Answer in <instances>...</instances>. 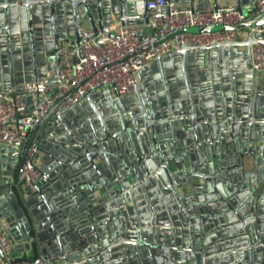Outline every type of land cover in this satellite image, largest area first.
Here are the masks:
<instances>
[{
  "label": "water",
  "instance_id": "obj_1",
  "mask_svg": "<svg viewBox=\"0 0 264 264\" xmlns=\"http://www.w3.org/2000/svg\"><path fill=\"white\" fill-rule=\"evenodd\" d=\"M150 1L0 0V97L44 79L60 41H85L82 27L98 42L115 22L146 32ZM234 1L243 11L257 0ZM252 25L264 13L230 29ZM253 42L182 46L143 68L152 78L133 95L89 92L55 114L63 98L23 152L0 142V221L14 240L20 231L22 250L56 264H264V91ZM34 143L43 178L21 188Z\"/></svg>",
  "mask_w": 264,
  "mask_h": 264
},
{
  "label": "built area",
  "instance_id": "obj_2",
  "mask_svg": "<svg viewBox=\"0 0 264 264\" xmlns=\"http://www.w3.org/2000/svg\"><path fill=\"white\" fill-rule=\"evenodd\" d=\"M146 7L152 14L146 24V32L141 26H124L115 22L100 34L101 42L96 40L92 30L85 27L81 28V37L85 41L80 45L68 40L60 41L54 70L47 71L44 79L23 83L22 92L16 97L8 94L0 97V142H19L23 152L29 133L57 101L64 98L55 114L62 108L73 106L89 92L109 89L120 97L130 96L140 82V72L153 60L182 46L207 47L237 40L238 36L241 37L240 29L230 27L264 13V0L255 1L243 11L232 3L191 8L171 0H152ZM208 26L224 29L187 30ZM258 34L264 39V25H252L246 29V37L249 35L254 39L250 48L251 67L260 75L264 73V44L256 37ZM52 76L57 77V84L47 81ZM37 152L34 143L20 170L19 184L23 188L33 187L43 177L33 160ZM0 263L56 264L43 258L36 261V258L15 257L13 241L1 224Z\"/></svg>",
  "mask_w": 264,
  "mask_h": 264
},
{
  "label": "crops",
  "instance_id": "obj_3",
  "mask_svg": "<svg viewBox=\"0 0 264 264\" xmlns=\"http://www.w3.org/2000/svg\"><path fill=\"white\" fill-rule=\"evenodd\" d=\"M197 3H199V0H197ZM218 3H221V4H223V3H232V4H235V1L234 0H219ZM214 4H216V3H214L212 1L210 5H214ZM137 26H139V25H137ZM240 34H241V37H240L241 40L242 39H246V29H244V28L240 29ZM194 64L195 63H192L191 66H193ZM150 78H152L151 77V72L150 73H146L144 76L140 75V78L139 79L145 81V80H148ZM257 87H258V89H261L262 91H264V73H261L260 75H258ZM29 135H30V133H29ZM18 150L21 152L20 148ZM36 164L39 167L40 161H37ZM19 186L21 188H23L21 185H19ZM189 190H191V189L190 188H182L181 189V193H184V192L189 191ZM0 224L4 226L5 232L9 235V237L13 241V253H14V256L15 257H18V258H25L26 257V258H29V259L36 258L37 257V255H32L31 253H28V252H25V251L22 250L24 246H23L22 242H20V237L21 236L18 235V234H20V231H17L16 232L18 239L17 240H14L11 237V235L9 234V232H8V225H7V223H5L3 221L2 222L0 221Z\"/></svg>",
  "mask_w": 264,
  "mask_h": 264
}]
</instances>
